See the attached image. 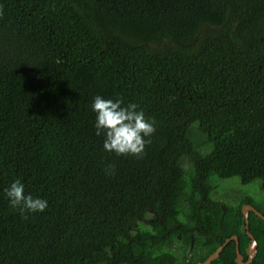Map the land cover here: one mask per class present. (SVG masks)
Wrapping results in <instances>:
<instances>
[{
	"label": "trees",
	"instance_id": "trees-1",
	"mask_svg": "<svg viewBox=\"0 0 264 264\" xmlns=\"http://www.w3.org/2000/svg\"><path fill=\"white\" fill-rule=\"evenodd\" d=\"M96 95L155 121L141 157L103 149ZM236 178L264 189V0H0V264L247 259L264 202L215 198ZM15 179L48 208L22 217Z\"/></svg>",
	"mask_w": 264,
	"mask_h": 264
},
{
	"label": "clouds",
	"instance_id": "clouds-1",
	"mask_svg": "<svg viewBox=\"0 0 264 264\" xmlns=\"http://www.w3.org/2000/svg\"><path fill=\"white\" fill-rule=\"evenodd\" d=\"M90 107L94 113L95 135L102 137L105 151L117 156L133 157H141L145 153L146 146L151 142L150 137L155 132V121L146 118L138 104L125 103L119 97L111 99L96 95ZM104 171L106 175H114L115 166L109 164ZM4 195L11 207L19 209L22 217L25 212L40 213L48 208V200L26 192L20 179L13 180L4 189Z\"/></svg>",
	"mask_w": 264,
	"mask_h": 264
},
{
	"label": "rangeland",
	"instance_id": "rangeland-1",
	"mask_svg": "<svg viewBox=\"0 0 264 264\" xmlns=\"http://www.w3.org/2000/svg\"><path fill=\"white\" fill-rule=\"evenodd\" d=\"M220 189L215 192V198L224 200L226 203L239 204L246 196L259 203L264 202V189L260 181L250 185H244L240 179L223 180Z\"/></svg>",
	"mask_w": 264,
	"mask_h": 264
},
{
	"label": "water",
	"instance_id": "water-1",
	"mask_svg": "<svg viewBox=\"0 0 264 264\" xmlns=\"http://www.w3.org/2000/svg\"><path fill=\"white\" fill-rule=\"evenodd\" d=\"M242 212H243V216L245 218L246 236L249 239V245H248V248L246 250L247 260H245V257L242 255V253L240 251V241H239L238 236H232L231 238L227 239L223 243V245H221V247H219L203 264H212L214 261H216L220 257L223 250L232 241L236 242V254H237L236 262H237V264H251L254 261V259L257 256V253H258V242H257L256 238L254 237V235L250 231L249 214H250V212H254L256 215H258L263 220H264V215L259 213L254 207L247 206V205L243 207Z\"/></svg>",
	"mask_w": 264,
	"mask_h": 264
},
{
	"label": "flooded vegetation",
	"instance_id": "flooded-vegetation-1",
	"mask_svg": "<svg viewBox=\"0 0 264 264\" xmlns=\"http://www.w3.org/2000/svg\"><path fill=\"white\" fill-rule=\"evenodd\" d=\"M247 206H250V205H247ZM244 207V206H243ZM244 256V255H243ZM245 257V256H244ZM245 260H247L246 258H245Z\"/></svg>",
	"mask_w": 264,
	"mask_h": 264
}]
</instances>
